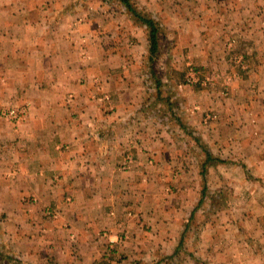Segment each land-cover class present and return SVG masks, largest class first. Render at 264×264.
Here are the masks:
<instances>
[{"label":"crops","instance_id":"1","mask_svg":"<svg viewBox=\"0 0 264 264\" xmlns=\"http://www.w3.org/2000/svg\"><path fill=\"white\" fill-rule=\"evenodd\" d=\"M12 1L24 10L0 17V65L17 74L4 69L1 79L14 81L30 105L20 125L0 122V211L7 232L0 233V264H142L145 258L161 264L156 249L162 247L149 244L163 243V264H264V0H147L163 18H178L183 61L193 62L201 76L219 71L225 77L216 88L191 89L185 102L191 111L200 107L192 118L209 106L217 110L209 127L193 122L226 160L217 165L225 170L221 179L259 211L251 221L228 222L226 236L219 220H197L189 233L186 211L197 205L198 173L187 169L186 152L168 151L174 139L157 137L154 116H139L144 43L136 40L130 69L123 71V47L106 39L123 29L113 24L117 14L105 11L106 20L98 11H66L53 22L44 0ZM76 16L86 19L74 29L61 23ZM230 54L242 57L243 68L228 63ZM94 76L99 95L106 92L109 100L89 96ZM4 94L11 96L8 89ZM129 129L157 167L144 164ZM129 149L134 166L125 170ZM46 207L57 214L47 216Z\"/></svg>","mask_w":264,"mask_h":264},{"label":"rangeland","instance_id":"2","mask_svg":"<svg viewBox=\"0 0 264 264\" xmlns=\"http://www.w3.org/2000/svg\"><path fill=\"white\" fill-rule=\"evenodd\" d=\"M69 2L71 3V7L69 8ZM44 0L43 5L48 7L47 10V17L50 19L52 17L53 22L57 21L60 17H64V14L66 11L71 12H77V11H83L86 10H93V12L98 11L96 14L99 15L100 12L102 17H104L106 20L111 19L109 17L110 15L106 16L107 12H113L111 16L113 17L117 14V17L114 20V25L116 26H123V29L116 33V35L110 37V35H106V39L108 40L109 45L112 47H123L122 48V64H121V70L127 71L129 66L132 64L130 63V60L133 58V48L137 44L144 43L143 47V53L141 57V63L138 70H140V73H138L143 78V84L144 87V94L141 96L140 100L138 101L137 108L140 109L141 115L144 116L147 114H150L151 117L154 116L155 120L161 127H159L158 131L156 132L158 138H166L169 137L170 139H174L176 141V144L174 147L168 149V151L172 150L173 148L176 151V154L180 152V156H182V153L185 152L190 157V163H188V170L189 171H195L198 173V190H197V204L195 205L191 210L190 208L186 211V216L188 214V220L193 221L192 227L190 228L189 233H194L195 227L194 224L197 220H219V230L224 233V236L229 235L226 233L227 230H232V227H228L227 223L231 221H239V220H247L251 221L254 218L259 217V211L255 209H251L248 203L249 199L245 198L242 195H234L232 192L233 189L228 185L227 181L224 179H221V174L224 173V167L218 168L217 165L220 163H224L223 161H226L222 158L221 155H223L220 151L216 152V150L212 149V147L209 145V141L206 139L205 132L200 131L199 127L193 122L194 120L197 121V123L200 125L201 128H207L212 123L216 122L218 120V112L213 107L209 106L208 108L201 110V113L196 117H191V112L194 110H200V107H192L193 111L189 110L191 107L190 104H187L186 101V94L188 95L191 89L196 88H216V80L219 79V81H224L225 77L223 76L219 71H211L208 72V74L201 76V72L198 69L196 65L193 64V62H186V60H182V55L178 48L179 43V20L177 17L173 18H163L159 12L155 11L156 9L153 7L152 3H148L147 0H130L134 8L139 11L143 16L146 15L147 17L153 18L157 25H158V31H159V39H158V50L156 54L154 55L153 62H150L148 55V45H149V37L146 27L137 19L134 18L130 13L128 12L127 8L124 6V4L120 0ZM21 6V7H20ZM61 6V7H60ZM104 8V9H103ZM23 9V4H17L12 0H0V17H5L11 12L20 11ZM85 17V16H84ZM82 16H76V18L72 20H69L65 22L64 20L61 21L66 24V27L69 29H74L77 25L84 23L86 17L84 18ZM122 21V23L118 22ZM8 22V20H7ZM1 23V22H0ZM124 24V25H123ZM65 26V25H64ZM137 35V37H136ZM137 40V42H136ZM137 44V45H138ZM238 54H230L227 58L229 60L228 63L232 67H241V64L244 65L242 57L241 62L237 63ZM149 62L152 63V66L155 71V78H151L149 75ZM4 69H7L6 73L8 71L13 72L15 75L17 74V71L14 69H9L8 66L3 67L0 65V89L10 90L11 96L6 98V95L3 92H0V122L3 124H7L8 126H16L23 123V114L20 116V120L14 121L12 119H9L3 115V113L9 109H17V110H23L25 109L26 113L25 116H27L28 110H29V102L23 101V98L19 96L18 89L15 88L16 83L14 81H9L7 84V80L3 81L1 78V74H3ZM134 73V71L132 72ZM219 73V74H218ZM4 75V74H3ZM10 76L8 75V78L16 79V76ZM224 78V79H223ZM159 81L161 86V93L162 95H166L168 93L171 94L173 100H176L179 104L176 106V119H179L178 121L174 118L173 120L168 119V108L163 104L162 99L156 98V89L154 86V82ZM92 87L89 91V96L92 99H98L100 98L103 101L109 100V94L106 92H102L101 95H99V91L101 90V82L99 81L97 76H94L91 78ZM227 83V81H225ZM221 83L220 87L223 90V93H227V84ZM10 86V89H9ZM186 86V87H184ZM17 87V85H16ZM19 88V87H17ZM147 88V89H146ZM20 89V88H19ZM108 94L107 98L105 96ZM160 96V98L162 97ZM188 105V107H187ZM143 109V110H142ZM138 113V112H137ZM208 114L210 116L206 117ZM21 115V114H20ZM206 117V118H205ZM143 119L142 117H140ZM197 118V119H196ZM162 132V133H161ZM129 137H135L136 138V132H133L129 129ZM161 133V134H160ZM128 138V137H127ZM133 140V138H132ZM135 141V140H133ZM136 147L139 149V153H142L143 158L145 160L144 164H148L151 166H158V160L155 159L153 155H149L146 151V154L143 149H140V146L142 142L135 141ZM207 149L210 151L213 158H217L215 161V164L209 165L206 172H205V178H206V191L204 192V198L203 201L198 203L201 197V188L203 185L202 176H201V169L200 165L201 162L204 161V153L203 150ZM130 156L131 162H127L125 165L123 164V161L126 160V157ZM186 159L182 158V161L184 165H187L185 162ZM133 155L132 151L126 150V154L124 156V159L121 162V167L125 170H131V168L134 166L133 164ZM181 163V165H183ZM222 165V164H220ZM14 166V165H12ZM179 164L173 165V170L171 175L173 178H176V172L179 169ZM217 166V167H216ZM244 167V165H241ZM211 167H214L212 170L213 173L209 171ZM172 169V168H171ZM181 169H183L181 167ZM210 172V173H209ZM220 174V175H219ZM191 176H194L193 174ZM172 181V180H171ZM170 181V182H171ZM195 181V179H193ZM165 190V192H169V187ZM51 208V207H46ZM46 208L44 209V213H46ZM196 208V209H195ZM52 209V208H51ZM53 210V209H52ZM194 210V213L192 216H190L191 211ZM55 212V215L57 214L55 210H53V213ZM5 213L0 211V233H7L4 232L5 226ZM52 217V215H47ZM185 216V217H186ZM190 216V217H189ZM251 225V226H250ZM252 223L249 224V226L253 229ZM4 228V229H3ZM244 227H237L235 230V233L238 236H241L242 229ZM247 228V227H245ZM194 229V230H193ZM249 229V227H248ZM207 228H204V231H206ZM198 231V229H197ZM187 233V232H186ZM152 235H157L156 232H154ZM2 239V237L0 238ZM3 240V239H2ZM226 239L224 238L223 241ZM4 241V240H3ZM5 242V241H4ZM6 242L7 238H6ZM146 245V244H145ZM151 245H159L160 247L164 249L167 247V245L163 244H149ZM162 248L156 249L157 251V261L163 264V261H166L163 256L159 258V254L162 255L163 251ZM255 250L258 249L257 245L254 248ZM151 251V250H150ZM153 260V259H152ZM143 262L142 264H151L152 261H148L146 258L141 259ZM226 263L227 260L225 259Z\"/></svg>","mask_w":264,"mask_h":264},{"label":"trees","instance_id":"3","mask_svg":"<svg viewBox=\"0 0 264 264\" xmlns=\"http://www.w3.org/2000/svg\"><path fill=\"white\" fill-rule=\"evenodd\" d=\"M124 6L127 8L128 12L130 13V15H132L134 18H137L147 29L148 32V37H149V45H148V50H149V55L148 58L149 60H151L150 62H153L154 60V55L156 54L157 50H158V39H159V31H158V25L156 23V21L151 18V17H147L146 15H142L139 11H137L134 6L132 5V3L130 2V0H120ZM149 62V75L151 76V78H155V71L154 68L152 66V63L150 64ZM161 84L159 81H155L154 82V86L156 89V98L157 99H162V102H164L165 106L168 108V119H176V106L179 104L178 102H176V100H173L172 96L170 93L166 94V95H162V91L160 88ZM162 95V97L160 98V96ZM177 121L179 119H176ZM204 153V161L201 162L200 165V169H201V176H202V181H203V185L201 188V197L200 200L198 201V203L203 201L204 198V192L206 191V178H205V172L208 168L209 165H213L215 164V161L217 158H213V156L211 155L210 151L207 149L203 150ZM198 205V204H197ZM196 207V206H195ZM196 209V208H195ZM194 213V210L191 211L190 216H192V214ZM189 216V217H190Z\"/></svg>","mask_w":264,"mask_h":264},{"label":"built area","instance_id":"4","mask_svg":"<svg viewBox=\"0 0 264 264\" xmlns=\"http://www.w3.org/2000/svg\"><path fill=\"white\" fill-rule=\"evenodd\" d=\"M241 62V59L240 58H237V63H240ZM105 98H107V96H105ZM25 113H26V111H25V109L23 108V110H17V109H9V110H7V111H5L4 113H3V115L5 116V117H7V118H9V119H12V120H14V121H18L19 122V120H20V116H22V114H23V120L25 119ZM21 114V115H20ZM208 116H210V114H208L206 117H208ZM205 117V118H206ZM131 157L130 156H127L126 157V160H124L123 161V164L125 165L127 162H131ZM129 162V163H130ZM46 213H47V215H52V216H55V212L53 213V210L51 209V208H46ZM114 242L113 241H110L109 242V245L111 246V247H113L114 245ZM112 264H116V262H113Z\"/></svg>","mask_w":264,"mask_h":264}]
</instances>
